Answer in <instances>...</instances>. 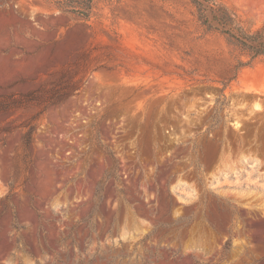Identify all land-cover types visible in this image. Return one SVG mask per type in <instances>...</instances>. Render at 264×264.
<instances>
[{"label": "rangeland", "instance_id": "rangeland-1", "mask_svg": "<svg viewBox=\"0 0 264 264\" xmlns=\"http://www.w3.org/2000/svg\"><path fill=\"white\" fill-rule=\"evenodd\" d=\"M200 12L0 0V264H264V58Z\"/></svg>", "mask_w": 264, "mask_h": 264}, {"label": "trees", "instance_id": "trees-1", "mask_svg": "<svg viewBox=\"0 0 264 264\" xmlns=\"http://www.w3.org/2000/svg\"><path fill=\"white\" fill-rule=\"evenodd\" d=\"M202 6L204 3L211 5L214 14L209 17L200 12V21L210 27L219 29L233 37L242 51L247 55L246 61L240 60L239 67L251 65L258 58H264V24L255 29L248 30L240 22L237 13L219 0H193ZM94 0H59V7L68 12H73L85 18L90 17ZM30 134L26 135V140Z\"/></svg>", "mask_w": 264, "mask_h": 264}]
</instances>
